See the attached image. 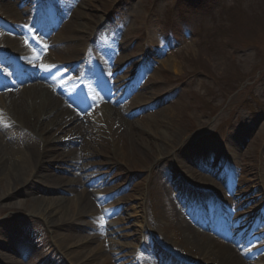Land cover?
Returning a JSON list of instances; mask_svg holds the SVG:
<instances>
[{
  "label": "rangeland",
  "instance_id": "rangeland-1",
  "mask_svg": "<svg viewBox=\"0 0 264 264\" xmlns=\"http://www.w3.org/2000/svg\"><path fill=\"white\" fill-rule=\"evenodd\" d=\"M4 1L0 0V17L16 26L0 23V46L17 62L48 71L52 83L45 86L61 83V70L51 68L55 61L45 55L46 46L30 41L27 31L32 29L7 15L12 3ZM203 1L213 7L206 8L207 16L197 9L198 0H51L55 5L68 4L60 12L62 26L52 32L66 34L67 41L59 45L68 53L59 61L78 60L103 21L102 35L112 40L120 58H130L133 67L141 52L148 55V68L138 87L126 97L123 90L112 93L118 116L88 110L83 121L72 124L61 112L44 121L40 132L33 127V140L45 146V162L53 173L70 179L65 172L74 166L90 180L89 189L105 211L104 222L113 228L101 238L110 247L111 243L118 246L112 249L118 264H126L127 258L135 262L148 238H157L165 250L188 257L190 248L183 245L182 232L173 220L177 198L184 195L174 181L173 172L179 171L172 167L193 171L208 181L238 218L247 209L255 212L264 207V0ZM26 48L29 52L22 51ZM100 60L107 72L110 61L105 56ZM82 84L95 98L98 90L104 92L94 72L86 74ZM34 102L27 96L22 105L30 107ZM99 102L110 105L106 97ZM69 125L68 138L74 139L59 144L68 136L59 131ZM158 148L165 150V160L157 155ZM37 186L15 196L17 205L0 199V229L9 228L29 243L17 255L0 251V264H6L3 260L25 264L29 254L46 264H85L83 258L74 263L72 254L66 259L49 251L51 229L28 213ZM62 197L66 196L44 195L46 201ZM259 217L264 220V212ZM83 218L88 227L76 226L80 236H87L78 244L80 253L88 251L90 234L102 226L90 216ZM0 241L5 239L0 236ZM241 253L237 251L239 257ZM167 262L166 257L161 259V264Z\"/></svg>",
  "mask_w": 264,
  "mask_h": 264
},
{
  "label": "bare ground",
  "instance_id": "bare-ground-1",
  "mask_svg": "<svg viewBox=\"0 0 264 264\" xmlns=\"http://www.w3.org/2000/svg\"><path fill=\"white\" fill-rule=\"evenodd\" d=\"M1 1L6 3L4 0ZM6 13L16 18L14 11L8 10ZM21 16L23 18L26 17V15ZM65 35L64 31L61 30L56 36L47 41L49 47L48 56L53 61L66 62L59 61L62 60L59 58L61 55L68 53L65 47L59 45V43L67 41ZM22 51L28 52L26 49ZM25 55H29V53H25ZM72 61L75 60H71L70 65L74 64ZM34 67L31 65L28 67L20 66L18 69L29 72L28 81L31 77L47 79L41 70ZM27 96L35 100L30 107L22 105L23 98ZM6 103L8 110L4 109ZM146 103L144 102V104ZM97 108L102 111L105 117L110 114L113 116L117 115L112 106L98 103ZM81 109L83 107L75 105L70 107L57 101L51 93L43 89L39 82L28 84L25 89L16 88L14 84L0 85V116L2 115V120L0 119V199L10 201L13 206L17 205L20 201L14 200L15 196L26 194L30 191V186L36 187L38 184L37 188H34L38 194L33 196L35 198L28 207V213L43 219L47 229H51L49 251L59 252V255L63 258L66 257V259L70 256L69 254H72L74 255V263L83 258L85 259V264H118L112 250L118 246L116 243H111L112 247H110V244H106L101 238L109 231L110 233L113 232V228L112 224L104 222V219L107 220V218L100 207V201L93 198V192L89 189L90 180L82 175L79 167L74 166H68L69 170L65 172L71 177L70 179L57 175L56 172L53 173L51 166L45 162L48 158V152L44 151L45 146L42 147V145L37 144L33 140V127H36L37 131L40 132L44 128V121L50 120L52 117L54 119V115H58L61 112H64L70 121L72 120V124L83 121L86 116L84 115L85 110L81 111ZM139 119L144 120L145 118L141 116ZM128 123L127 121V125L133 129L132 123ZM138 127H142V125L140 124ZM70 129L69 125L59 131V135L68 134L63 144L73 140L72 137L68 138L70 137ZM78 136H80V133L77 138ZM55 147L53 146L52 148ZM156 150L159 158L165 160V150L161 148ZM53 153L56 156L57 150H54ZM43 162L47 170H44ZM65 166L67 165L65 164ZM172 169L179 171V173L173 172L177 180L174 177H171V179H174L175 184L179 185L182 191L189 192L188 194H192L194 197H207L209 200L210 210L199 218L198 225L201 228L199 230L212 231L216 236L211 238L205 232H201L198 229L192 230L190 227L185 226L182 224L181 219H175L174 224L182 232L183 240H185L183 245H187L190 248V252L188 257L175 252L168 254L170 263L258 264L256 259L264 250V235L258 236L255 231L248 232L244 229V226L246 222L256 219L261 211L250 214L251 209L249 208L250 210H247L246 217L238 223V221L230 219L221 197H217V203L210 199V195L214 190L208 181L203 178L200 180V178H197V173L193 171L184 172L183 170L181 172L182 169L179 167H172ZM35 178L37 183L34 182ZM93 183L96 182L94 181ZM237 191H239L238 187ZM52 192L66 197L46 201L44 195ZM257 192L258 190L255 189L254 194L256 195ZM51 204H53V207L48 210V206ZM184 205L187 204L184 203ZM84 216H90V219L102 224V226H96V233L90 234L92 246L88 247V251L85 250L80 253V245L78 244L85 242L87 236H80V229H77L78 227L76 226L84 224L83 226L88 227V222L83 220ZM103 225L106 226V229ZM0 236L5 239V241H0V251L5 253L12 252V254L17 255L18 251L24 249L22 244H11L9 242V234L0 232ZM146 241V244L150 245V247H156L161 244V241L157 238H148ZM231 244L248 250L243 262H239L238 258L233 255L235 247ZM121 248H125L124 244ZM29 255H27L25 264H40L39 259ZM124 260L126 264H133L128 258ZM262 260H264L263 254L259 256V261ZM3 262L15 264L12 260H3ZM144 264L151 263L144 262Z\"/></svg>",
  "mask_w": 264,
  "mask_h": 264
},
{
  "label": "trees",
  "instance_id": "trees-1",
  "mask_svg": "<svg viewBox=\"0 0 264 264\" xmlns=\"http://www.w3.org/2000/svg\"><path fill=\"white\" fill-rule=\"evenodd\" d=\"M223 26V25H222ZM224 27V26H223ZM223 27H221V28H223ZM223 32V31H222Z\"/></svg>",
  "mask_w": 264,
  "mask_h": 264
}]
</instances>
